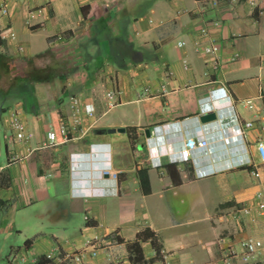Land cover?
Wrapping results in <instances>:
<instances>
[{
    "label": "crops",
    "instance_id": "0c3cea01",
    "mask_svg": "<svg viewBox=\"0 0 264 264\" xmlns=\"http://www.w3.org/2000/svg\"><path fill=\"white\" fill-rule=\"evenodd\" d=\"M3 5L0 262L9 255L5 264H34L48 252L71 254L98 238L104 247L96 256L86 250L80 263L62 264H131L125 245L112 244L109 236L131 242L148 227L162 245L163 263L153 264H264V245L251 255L243 247L247 240L264 244V217L255 214L264 185L256 150L257 142L264 145V0H0V10ZM211 44L219 47L214 56L204 53ZM110 89L118 92L119 105L107 110ZM208 95L216 121L202 126L191 118L210 102L203 100ZM74 100L80 139L42 147L48 132L58 135L59 118L69 129ZM14 112L36 148L21 162H11L24 151L9 127ZM234 118L252 124L240 138ZM184 119L190 136L205 137L208 146L194 150L190 163L174 166L181 180L174 186L171 158L190 137L174 123ZM118 128L125 133L106 134ZM247 156L258 166V179L244 166ZM103 162L110 174L100 178ZM195 169L206 176L195 178ZM153 181L174 191L207 181L219 198L208 220L228 199L250 212L241 214L243 224L199 226L196 236L208 235V242L198 240L206 252L186 259L184 236L164 237L156 224H108L111 203L121 210L133 195L145 201ZM164 225L177 230L182 224ZM24 239L32 242L27 249L20 245ZM141 250L146 260L155 255L149 242Z\"/></svg>",
    "mask_w": 264,
    "mask_h": 264
},
{
    "label": "rangeland",
    "instance_id": "374dc122",
    "mask_svg": "<svg viewBox=\"0 0 264 264\" xmlns=\"http://www.w3.org/2000/svg\"><path fill=\"white\" fill-rule=\"evenodd\" d=\"M113 117H116L115 112L106 119ZM160 188L161 183L153 181L152 196L141 201L133 195L131 196L133 201L128 208L116 209L115 205L111 203L109 207L112 210L108 212V224H156L163 229L162 235L164 237L184 236L181 254L186 259L203 257L206 252L198 240L201 238L202 242L206 243L208 242V235L205 232L200 237L196 236V232L201 227L206 224H243L241 214H245L243 210L247 206L236 204L234 199L220 203L208 220L213 202L219 198L209 188L207 181L191 183L183 189L175 191L173 189L161 190ZM164 224L182 225L177 230H168ZM199 226L201 227L199 228ZM206 231L208 230L206 229ZM13 238H15L14 235ZM26 240L21 242V247L24 246ZM19 241L17 239V242ZM6 256L0 264H5L7 259H12L9 255ZM17 264H21L19 259Z\"/></svg>",
    "mask_w": 264,
    "mask_h": 264
},
{
    "label": "built area",
    "instance_id": "2783aa9c",
    "mask_svg": "<svg viewBox=\"0 0 264 264\" xmlns=\"http://www.w3.org/2000/svg\"><path fill=\"white\" fill-rule=\"evenodd\" d=\"M205 1H210L212 3L215 2V0H205ZM2 7L3 8H1L0 12L2 14H5L6 13L5 5H3ZM214 26H217L216 22L214 23ZM218 50H219V47L216 44H211L209 47H206L204 49V53L214 56L217 54ZM214 65L215 66L213 68L217 69L219 64L217 62H215ZM219 90H221V89H219ZM105 102H106V109L107 110H111L113 108H116L119 105L118 92L115 89L108 90L105 94ZM203 104L199 105V107H200L199 110H201V111L203 110V108H202ZM246 105H248L249 108L252 107L250 101H247ZM76 106H77V101L74 100L73 101V108L76 112H75V117L73 118L74 120L72 121L69 129L66 127L63 118H59L58 119V130H59L58 135L56 134L55 131L48 132L46 134L47 143L44 144L42 147H56V146L65 144L69 141H74V140L80 139V135L75 136L77 133V128L80 124L79 120L77 119V113H78L77 109L78 108ZM200 116H201V114H199V112H198L191 119L199 122ZM187 121H188V119H184V120H181V121L174 123V125L180 126V128H179L181 130L180 132H182V134H186V135L188 132L190 133V129L187 128V125H186ZM233 123L236 124L233 132L239 138L244 135V131L246 129H249L252 126L251 123H244L241 125L238 123V120L236 118L233 119ZM209 124H211V123L202 124V126H206ZM9 127H10V130L12 132L13 142L17 143V144H21L22 148L24 149L23 152H19V153L15 154L11 158V162H21L24 159H26L28 156L32 155L34 153V151L36 150V148L31 147V145L29 144L31 137L27 133L25 125L22 122V120L20 119L19 114L17 112H14L10 115ZM164 127H167V126L165 125ZM189 136H190V134H189ZM207 146H208V141L205 137L195 135V137L190 136V137L186 138V140L183 144V147L180 150V159L182 161L185 160L182 163H184V164L190 163L191 158H192V152L198 148H206ZM256 150L258 153L259 163L264 164V145L262 142H257ZM72 156L73 155H71V157ZM244 166H246L247 168H251L250 175L252 177H254L255 179L259 178V173L257 171L258 166H257V164L253 158H251L250 156H247V160L244 163ZM109 167L110 166L107 164V162L102 163V169L99 171V174H100L99 177L100 178H103L106 174H110L109 170H108ZM205 176H206V173L203 171L202 172L200 171L197 174V179L204 178ZM255 201H256V204H255V212L256 213L255 214L258 217H264V185H262V188L256 193ZM249 212H250V210L247 208L243 210V213H245V214H249ZM219 244H221V241H219ZM263 245L264 244H263L262 240H247L243 244V247H244L246 254L251 255L255 251L262 249ZM103 247H104V242L101 239L93 238L91 240L86 241L84 248L81 249L80 251H76V252H73L71 254H62L60 251L54 250V251H51V252H48L47 254H45V258L49 261V264H62V262H64V261L65 262L66 261H72L75 263H80L86 250H89V252H90L89 254L92 257H94V256H96V252L98 250L102 249Z\"/></svg>",
    "mask_w": 264,
    "mask_h": 264
},
{
    "label": "trees",
    "instance_id": "16d2710c",
    "mask_svg": "<svg viewBox=\"0 0 264 264\" xmlns=\"http://www.w3.org/2000/svg\"><path fill=\"white\" fill-rule=\"evenodd\" d=\"M150 5L149 3H147ZM146 5V6H148ZM5 32H0V47L4 45V41L2 37L4 36ZM46 98L49 97V92H45ZM51 120L54 126L57 124V118L55 114H51ZM173 168L171 169L170 172V178L172 181V184L174 186H178L181 184V180L179 177V173L177 169H175V165H171ZM148 184V182H147ZM110 242L115 245H125L127 254H128V261L131 264H153L155 262H162L163 263V258H162V245L160 243V239L158 235L152 231L150 228L145 227L141 229L140 231L137 232L135 239L131 242H126L122 238H119L115 233L109 236ZM149 242L152 249L154 250V257L151 259L146 260L143 256L142 250H141V244ZM32 242L30 240H27L24 243V247L27 249L29 246H31ZM34 264H49V261L45 258V256L40 257L36 260Z\"/></svg>",
    "mask_w": 264,
    "mask_h": 264
},
{
    "label": "clouds",
    "instance_id": "9594fccd",
    "mask_svg": "<svg viewBox=\"0 0 264 264\" xmlns=\"http://www.w3.org/2000/svg\"><path fill=\"white\" fill-rule=\"evenodd\" d=\"M214 98V96L213 95H208L204 100H206V101H209L210 100V102H208V103H205V104H203L202 105V108H203V110L201 111V110H199L198 109V112H199V114H201V116H204V115H207V114H211V113H214L213 112V110L211 109V102H212V99ZM200 108V107H199ZM200 116V117H201ZM92 146H90V150L92 149L91 148ZM185 160H181L180 159V155H178V157L177 156H172V158H171V165H176V164H178V163H182V162H184ZM157 167H160V163L158 162L157 164H156V168ZM199 170L198 169H195L194 170V176H195V178H197V174L200 172H198ZM197 172V173H196Z\"/></svg>",
    "mask_w": 264,
    "mask_h": 264
},
{
    "label": "water",
    "instance_id": "95a60500",
    "mask_svg": "<svg viewBox=\"0 0 264 264\" xmlns=\"http://www.w3.org/2000/svg\"><path fill=\"white\" fill-rule=\"evenodd\" d=\"M214 121H216V116L213 113L207 114V115H204V116L200 117V122L202 124L212 123ZM114 133L124 134L125 133V129L124 128H118V129H108V130H106V134L110 135V134H114ZM145 135L147 137H149V131L148 130L145 131Z\"/></svg>",
    "mask_w": 264,
    "mask_h": 264
}]
</instances>
